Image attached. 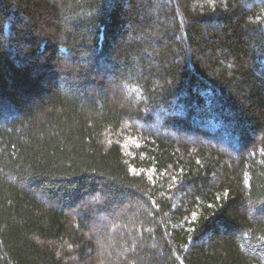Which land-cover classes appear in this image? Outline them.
Wrapping results in <instances>:
<instances>
[{
	"label": "trees",
	"instance_id": "obj_1",
	"mask_svg": "<svg viewBox=\"0 0 264 264\" xmlns=\"http://www.w3.org/2000/svg\"><path fill=\"white\" fill-rule=\"evenodd\" d=\"M0 264H264V0H0Z\"/></svg>",
	"mask_w": 264,
	"mask_h": 264
}]
</instances>
